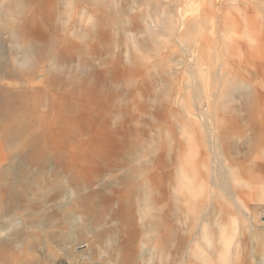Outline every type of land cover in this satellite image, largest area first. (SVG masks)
Listing matches in <instances>:
<instances>
[{"label":"rangeland","instance_id":"374dc122","mask_svg":"<svg viewBox=\"0 0 264 264\" xmlns=\"http://www.w3.org/2000/svg\"><path fill=\"white\" fill-rule=\"evenodd\" d=\"M3 13L0 90L17 122L37 118L47 159L28 165L27 137L0 133L2 264L37 251V232L41 264H264V0H0ZM14 172L42 186L13 198ZM54 179L64 192L40 201ZM67 203L74 261L44 236L70 219L28 225Z\"/></svg>","mask_w":264,"mask_h":264},{"label":"bare ground","instance_id":"6f19581e","mask_svg":"<svg viewBox=\"0 0 264 264\" xmlns=\"http://www.w3.org/2000/svg\"><path fill=\"white\" fill-rule=\"evenodd\" d=\"M5 17H6V14L3 13V15L0 18V25H1V22L4 20ZM9 64H10L9 61H7L6 59L0 63V65L2 67L1 69H2L3 74L4 73H11L12 70L9 67ZM13 102H14L13 96L11 97V95L9 93L0 90V118H1L2 114H6V115L9 114L10 119H12V120L14 119L12 122H10L12 124L9 125V127H5L4 124L2 126L1 121H0V133L3 132L4 136L7 139H15V140L19 141V143L21 140H24L25 137H27L26 138L27 144L25 146H23V145L19 146V150L21 151L23 156L26 155V153H30V154H27L28 158H29L28 165L29 164L32 165L36 162H37V164L42 165L46 162V159H47L46 156L39 154V152L41 153L42 150L45 148L44 145H40V147H37L34 149L32 148V145H31V143H33L32 135H34V131H33L34 129H32V127L35 123H37V118L35 117L32 120H30V125L23 123L22 120H20V121L18 120V122H17V120H16L17 118L15 117V115L10 114V109L13 105ZM15 122L17 123V126H14V124H16ZM26 131L29 132V135L27 134ZM24 159H26V158H24ZM19 164H20L19 166L21 167L23 162L19 161ZM127 175L130 176V173ZM39 176H40L39 174H36L35 176L31 177V178H33V180L29 178L28 180L24 181L23 180L24 178H21L20 176H18L14 172L13 174L10 175V177H8L6 179L7 184H6L5 189L14 198V194L17 191V188L21 183L22 184L27 183V190H32L35 187L39 188V186H42V180H40ZM57 182L58 181H56L54 179V180H49L46 184H44L46 191L54 190V194H52V195L48 194L46 191L44 193L41 192L39 195L40 201H42V202L48 201L49 198L52 197L53 195L57 197L64 192V191H62L64 189L63 185L58 187ZM219 185H221V187H222V185H224L228 189L227 186H229V185H228V182H227L226 178L224 177V175L218 177V186ZM90 196H93V195L90 194ZM145 196H146V191H142L141 189H138V192L135 194V204L137 206H138V204H140V206H141V203H143L142 201H143V198L145 199ZM53 199H54V197H53ZM68 199L70 200V198H68ZM81 202H82V204L83 203L84 204L89 203V202L88 203L84 202V199L81 200L79 203L81 204ZM69 205H70L69 203L64 204V205H60L57 208H55V210L53 212H50V213H47L46 211H41V210H38L36 212H32L33 215L31 217H33V218H31V222L28 225L33 226V223H35V224L37 223L39 227H45L46 228L47 226L49 227L53 222H55V220H58V217H60L59 219H61V218L70 219V222H71L70 229L66 235L63 234L64 224H61L60 221L49 227L50 229L59 227V230H61V231L59 232L58 235H55L50 230L44 234V236H46L45 237L46 240H49L51 237H53V238L56 237L58 244L63 249V247H64L63 244H66V243L73 244V243L77 242L78 239H81V237H82V234L79 233L80 224H79L78 218L75 216L73 211L68 209ZM70 213H71V215L67 217V214H70ZM29 218H30V216H29ZM27 219H28V217H27ZM66 222H67V220H66ZM223 238H224V236H223ZM42 239L43 238L41 237L40 233H38V232L35 233L34 237H32V239H30L32 241L29 240L31 250L37 249V251H38V249L41 247ZM0 243H1L0 247L2 248L3 246L7 245L10 242L2 240V242H0ZM225 247H226V245H225ZM37 251H33L32 254L25 253V256H26L25 260H22L20 262H16L15 260H13V254H11L12 256H8V259H6V262L8 264H12V263L13 264H41L39 262V260L35 257V254L37 253ZM63 252L67 255V258L70 261L76 260L75 255H73V253L70 250H66V249L64 250L63 249ZM5 258H7V256L4 257L0 253V264H2L1 260H4ZM14 259H15V256H14Z\"/></svg>","mask_w":264,"mask_h":264}]
</instances>
